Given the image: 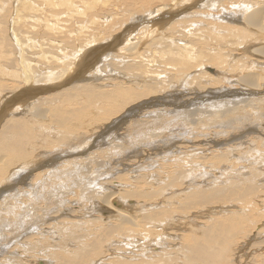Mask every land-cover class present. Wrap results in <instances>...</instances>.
<instances>
[{"label": "bare ground", "instance_id": "1", "mask_svg": "<svg viewBox=\"0 0 264 264\" xmlns=\"http://www.w3.org/2000/svg\"><path fill=\"white\" fill-rule=\"evenodd\" d=\"M0 264H264V0H0Z\"/></svg>", "mask_w": 264, "mask_h": 264}, {"label": "rangeland", "instance_id": "2", "mask_svg": "<svg viewBox=\"0 0 264 264\" xmlns=\"http://www.w3.org/2000/svg\"><path fill=\"white\" fill-rule=\"evenodd\" d=\"M153 27H157V26H152V29ZM151 29V30H152ZM225 85V84H224ZM224 85H222L221 87H223ZM62 86H64V84H62ZM220 87V88H221ZM258 93H261V91H258ZM239 97V96H238ZM240 98V97H239ZM248 98V97H247ZM245 99V98H244ZM218 101H220V95L218 97ZM157 107H164V108H167V109H170L172 111V107L170 105H167L165 104V101H158V100H155V99H152L150 101H148L146 103V109L144 110H141L140 112H138V119H148V118H156V117H159V116H164L165 113H156V114H151V112L155 109H157ZM175 109V108H174ZM163 110V109H162ZM166 112V114H168L169 116L171 115V111L169 110H164ZM127 122L125 123V126H126ZM112 137V138H111ZM110 138L106 137L104 133H102V131H99L98 134L95 136L94 138V141H92L90 143V145L86 146V147H80L78 149L82 150L81 153L79 154H76V155H73V156H69V157H75L77 155H82L85 151H98L100 148L99 147H102V148H105L106 146L110 145V143L112 142V139L113 138H119L116 134H112ZM93 146V147H92ZM92 147V148H90ZM65 157H60L59 155V158L55 159V160H52L53 162H60L62 160H64ZM25 185V184H24ZM23 185V186H24Z\"/></svg>", "mask_w": 264, "mask_h": 264}, {"label": "water", "instance_id": "3", "mask_svg": "<svg viewBox=\"0 0 264 264\" xmlns=\"http://www.w3.org/2000/svg\"><path fill=\"white\" fill-rule=\"evenodd\" d=\"M173 17V16H172ZM119 34V33H118ZM118 34L116 37H113L112 39L108 40V42L103 43V45H98L94 47L91 51H89L86 56L83 58V62L85 61L83 65V69L79 70L80 75H82L87 69H89L93 65L92 56L96 54L97 59L100 58L102 55L109 51H113L116 49V45L119 43V36ZM72 78L69 77L68 80H71ZM67 80V81H68Z\"/></svg>", "mask_w": 264, "mask_h": 264}]
</instances>
